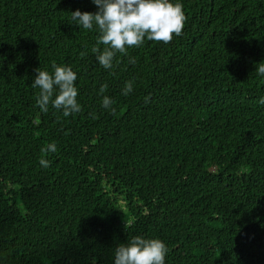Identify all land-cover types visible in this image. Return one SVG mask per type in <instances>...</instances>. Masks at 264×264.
<instances>
[{
  "label": "trees",
  "instance_id": "16d2710c",
  "mask_svg": "<svg viewBox=\"0 0 264 264\" xmlns=\"http://www.w3.org/2000/svg\"><path fill=\"white\" fill-rule=\"evenodd\" d=\"M173 2L183 34L106 70L70 23L92 0H0V264H114L137 235L166 264H264V0ZM53 62L77 72L80 113L36 104Z\"/></svg>",
  "mask_w": 264,
  "mask_h": 264
},
{
  "label": "clouds",
  "instance_id": "9594fccd",
  "mask_svg": "<svg viewBox=\"0 0 264 264\" xmlns=\"http://www.w3.org/2000/svg\"><path fill=\"white\" fill-rule=\"evenodd\" d=\"M98 7L96 12L80 11L70 12L71 24L80 29L96 31V46L92 52L96 60L106 70L114 67L117 55L125 56L129 48H140L145 40L164 42L173 41L174 35L183 34L186 24V15L181 2L173 0H92ZM102 46V47H101ZM83 55V53H82ZM130 57L129 63H135ZM52 71L36 69L31 87L39 89L36 95V104L41 112L47 113L49 105L57 111H62L64 117L80 113L82 106L78 101L79 89L76 86L78 74L69 65L52 63ZM255 72L264 77V62L256 66ZM108 89L105 83L99 89L102 95ZM133 91V81H128L123 88V95L127 96ZM149 98H145L146 102ZM114 101L103 96L102 106L115 112L112 107ZM264 105V97L259 100ZM42 152L57 151L53 142L41 149ZM40 164L47 168L50 161L41 158ZM132 221L126 222V230ZM169 249L166 243L159 238H145L133 236L126 243L119 244L114 250V264H166Z\"/></svg>",
  "mask_w": 264,
  "mask_h": 264
}]
</instances>
